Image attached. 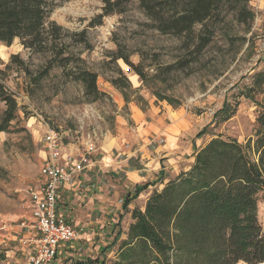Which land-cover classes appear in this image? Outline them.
<instances>
[{
	"label": "rangeland",
	"instance_id": "374dc122",
	"mask_svg": "<svg viewBox=\"0 0 264 264\" xmlns=\"http://www.w3.org/2000/svg\"><path fill=\"white\" fill-rule=\"evenodd\" d=\"M103 1L57 0L51 18L69 32L87 30L88 46L77 51H83L81 58L99 76V100L93 101L81 84L67 80L61 69H54L35 88L19 67L11 65L6 71V84L20 110L8 132L0 133V264H31L32 248H24L19 238L35 236V230L20 225L33 224L28 191L42 181L41 169L47 159L43 138L48 130L64 133L65 154L95 163L86 169V174L97 175L92 184L110 190L120 187L109 204L97 205L95 201L87 211L88 220L102 216L110 226L92 235L91 245L77 257L81 260L98 256L99 245H108L118 230L122 231L119 244L126 240L134 222L132 211H144L153 191L163 188L150 187L124 213L122 207L127 195L135 192V182L140 186L153 183L161 168L166 169L168 180L174 179L191 168L197 149L213 138L245 143L257 126L264 107V84L253 88V82L264 72V0L249 4L256 15L249 31L232 14L221 24L210 21L214 40L201 55L186 48L191 40L162 35L151 28L136 2L124 14L105 17L101 25L89 27L102 14ZM201 28L196 27V34ZM120 47L134 64L141 65L143 78L123 60L115 59ZM17 55L33 74L43 70L48 60L47 55L24 49L17 40L11 47L0 45V69L5 70L11 57ZM191 59L194 62L187 66ZM119 72L128 79L125 90L111 83L120 77ZM226 104L235 111L232 118L223 122L222 115L215 120ZM4 109L0 103V123ZM210 124L206 135L198 139ZM90 139L96 147L94 154L86 153L85 143ZM130 170L137 172V181L127 180ZM110 190L109 196H114ZM96 194V190L91 191L87 199ZM259 200V221L264 227V193ZM83 237L75 244L84 243ZM118 246L105 256L109 263L116 259Z\"/></svg>",
	"mask_w": 264,
	"mask_h": 264
},
{
	"label": "trees",
	"instance_id": "16d2710c",
	"mask_svg": "<svg viewBox=\"0 0 264 264\" xmlns=\"http://www.w3.org/2000/svg\"><path fill=\"white\" fill-rule=\"evenodd\" d=\"M135 2L151 28L162 35L191 40L186 48L197 55L213 43L215 29L209 27L210 21L221 24L232 14L249 31L256 17L249 5L251 0H104L102 14L89 27L101 25L105 17L124 14ZM57 7V0H0V45L11 47L18 40L31 53L48 56L37 74L18 55L11 57L5 70L0 69V103L5 105L0 133L8 132L20 110L6 84V71L11 65L25 72L31 88L40 86L54 69H61L65 78L81 84L93 101L102 96L97 85L99 76L81 58L83 51H77L88 46L87 30L72 33L51 21ZM197 26L202 27L199 34L195 32ZM115 54L116 60H123L143 78L141 65L134 64L122 47ZM193 62L189 60L187 66ZM119 74L111 83L125 90L128 79ZM263 84L264 72L256 76L253 88ZM234 113L226 104L215 120L225 115L223 122H227ZM210 126L197 135L198 139ZM194 158L188 171L167 183V178L161 176L129 193L123 207L126 212L143 192L163 185L149 196L144 211H132L134 222L127 239L119 244V230L102 250L103 260L87 264H263L259 196L264 193V107L253 135L245 143L218 136L197 149ZM116 246V259L109 263L105 256Z\"/></svg>",
	"mask_w": 264,
	"mask_h": 264
},
{
	"label": "built area",
	"instance_id": "2783aa9c",
	"mask_svg": "<svg viewBox=\"0 0 264 264\" xmlns=\"http://www.w3.org/2000/svg\"><path fill=\"white\" fill-rule=\"evenodd\" d=\"M64 137V133L58 131L46 132L43 144L47 159L41 169L42 181L28 191L33 224L22 222L20 227L35 230V236H22L19 242L24 248H32L31 264L53 263L61 246L78 242L84 234L83 228L76 227L60 213L59 196L66 188L83 186L80 177L91 163L83 156L76 158L65 154ZM85 147L87 154L96 152L92 139L86 141ZM97 188L96 184H91L89 191Z\"/></svg>",
	"mask_w": 264,
	"mask_h": 264
},
{
	"label": "crops",
	"instance_id": "0c3cea01",
	"mask_svg": "<svg viewBox=\"0 0 264 264\" xmlns=\"http://www.w3.org/2000/svg\"><path fill=\"white\" fill-rule=\"evenodd\" d=\"M170 145L171 146L173 145L172 140L170 141ZM90 163L91 164H89V166H88L89 168L95 167V163H93V162H90ZM165 170H166L165 168L160 169V173L158 175V178H160L161 176H165L164 175ZM94 172H97V170H94ZM126 173L128 175L127 180L131 179L134 182L137 181L138 175L136 174L137 173L136 171L130 170L129 172H126ZM96 177H97V175L86 174V170H85L84 174H82L80 177V180L82 181L83 186H81V187H79V186L78 187H69V188L64 189L60 193V196H59L60 213L63 214L64 216H66V218L70 222H72V224L75 225L76 227L83 228L84 229L83 235H85V238L83 237V239H82V240H84V243H78V244L72 243L69 245L61 246L59 253H58V257L53 262V264H75L78 261L79 262L77 264H87L88 262L95 261L96 259H101V261H102L104 258V256L102 255V250L105 247H107L114 239L113 238L111 242H108L107 243L108 245H106V246H103L101 244L99 245L98 256L93 258V257H89L90 255H88V257H86L85 259H81V260L78 259L77 260V257L79 255H81L79 253L84 251V247L91 245V243H92L91 240L93 238L92 235H96L98 233L107 231L108 230L107 224H108V226H110V223L109 222L107 223L105 221L106 218L105 217L103 218L102 216L95 221L88 220L86 213H89L87 211L90 210V206L93 207V204L94 205L96 204V203H94L95 201H98L97 205L103 204L105 206L106 204H109L111 202V200L115 199V195L117 194L115 191L120 189V187H119V189H118V187H117V189L112 187L113 189L110 190V187H109L108 189L111 192H113V191L115 192L114 196H109V191L107 189V186L105 187V186L101 185L100 187H98L96 189L97 194H96L95 198L94 199H87L89 196V193L91 192V191H89V187L92 184V182L96 179ZM156 181H157V179H156ZM156 181H153V182H156ZM167 182H168V179L165 181V183H167ZM135 183H136V185L134 184L135 187L140 186L139 184H137V182H135ZM113 186H115V183H113ZM126 186H127V184H125V187ZM130 206H129V210H130ZM123 207H124V205H123ZM123 211H124V208H123ZM125 212L126 211H124V213ZM120 219H119V221H120ZM85 230H87L88 234L85 233L86 232ZM29 232H31V231H29ZM94 243L95 242H93V244ZM30 255H31V252H29V256ZM74 255H75V257H74ZM94 264H97V263H94Z\"/></svg>",
	"mask_w": 264,
	"mask_h": 264
}]
</instances>
